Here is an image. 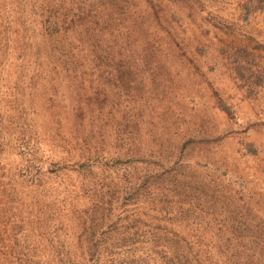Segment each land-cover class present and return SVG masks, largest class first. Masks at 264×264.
<instances>
[{
  "label": "rangeland",
  "instance_id": "obj_1",
  "mask_svg": "<svg viewBox=\"0 0 264 264\" xmlns=\"http://www.w3.org/2000/svg\"><path fill=\"white\" fill-rule=\"evenodd\" d=\"M90 235L264 264V0H0V264Z\"/></svg>",
  "mask_w": 264,
  "mask_h": 264
},
{
  "label": "trees",
  "instance_id": "obj_2",
  "mask_svg": "<svg viewBox=\"0 0 264 264\" xmlns=\"http://www.w3.org/2000/svg\"><path fill=\"white\" fill-rule=\"evenodd\" d=\"M90 240L88 239L87 243H85L84 246H80L79 252H74L73 255H69L67 257V259L63 262V264H97V256H96V252L99 251L98 247L94 241V236L90 235ZM46 243V247L48 250V253L53 252L54 251V247L55 245L52 243V241H47L46 238H43ZM51 242V243H49ZM90 256L88 259L87 256L84 257V255ZM55 261V260H53ZM54 264H58L56 261L54 262Z\"/></svg>",
  "mask_w": 264,
  "mask_h": 264
}]
</instances>
